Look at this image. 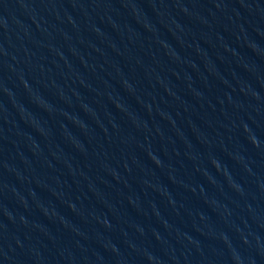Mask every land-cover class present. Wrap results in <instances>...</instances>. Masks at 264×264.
Instances as JSON below:
<instances>
[{
	"label": "water",
	"instance_id": "obj_1",
	"mask_svg": "<svg viewBox=\"0 0 264 264\" xmlns=\"http://www.w3.org/2000/svg\"><path fill=\"white\" fill-rule=\"evenodd\" d=\"M0 264H264V0H0Z\"/></svg>",
	"mask_w": 264,
	"mask_h": 264
}]
</instances>
